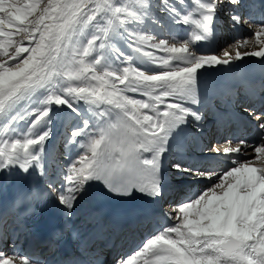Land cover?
<instances>
[{"label":"snow or ice","instance_id":"obj_1","mask_svg":"<svg viewBox=\"0 0 264 264\" xmlns=\"http://www.w3.org/2000/svg\"><path fill=\"white\" fill-rule=\"evenodd\" d=\"M153 7L151 0H0V178L46 175L53 119L67 109L80 121L66 139L77 155L60 188L47 185L65 216L94 183L115 197L164 196L161 159L170 142L189 124L202 131L201 70L264 59V20L243 14L251 7L245 0H158L167 23ZM221 14L233 26L247 25L251 36L230 46L234 55L199 54L195 45L215 37ZM148 20L167 27V37L143 30ZM118 38L130 51L117 47ZM240 116L256 122L261 143L212 146L234 165L219 173L174 163L175 172L211 183L175 205V216L165 215L176 222L117 264H264V107H243ZM249 147L251 159L236 158ZM51 194L27 198L40 202ZM0 264L39 262L0 251Z\"/></svg>","mask_w":264,"mask_h":264},{"label":"bare ground","instance_id":"obj_2","mask_svg":"<svg viewBox=\"0 0 264 264\" xmlns=\"http://www.w3.org/2000/svg\"><path fill=\"white\" fill-rule=\"evenodd\" d=\"M243 28H244L245 33L247 34V37L246 38L250 37L251 34H252L251 33V30L247 27V25H245ZM173 31L176 32V33H178L180 36H184L185 35V32H183L180 28H174ZM222 32H224L223 28H222ZM226 49L228 51H230L232 54H235L234 53V50L232 48H226ZM195 50L199 54H206V55L215 54L217 56L222 57V54H220L221 49L218 50V54L217 53H214V51H211V50H206L204 53H201L196 47H195ZM240 50L243 52V51H247L249 49H247V48H241ZM251 58H254V57L246 56L242 60H239V61H244V60L247 61V60H250ZM255 59H257V57H255L253 60H255ZM232 62H237V61L234 60ZM128 95L134 97L135 99H146V97H143V96H141L140 94H137V93H129ZM65 110L66 109L62 110L56 117H54L53 123H52L51 138L46 142V147H49L50 145H53V143H54V137L59 132V130H57V127L60 126L59 121L61 120V118H64L65 119L67 117L66 120H70V116L66 115V114H68V112L65 111ZM19 127L20 128L26 127L25 125H23V121L22 122H19ZM71 151L75 152L77 150H73V148L71 147ZM243 155H249L250 157L248 159H251L254 156V152H253V150L246 149V154H243ZM201 156H202V154H201ZM46 165L49 168V172L46 175H53L55 173V170L57 169V166L58 167L61 166V171H63L66 168V165L67 164L63 161V158L59 157V161H58L57 164H52V163H49L48 164L47 161H46ZM61 174H62V172H61ZM33 177L34 176L32 174L30 176H25L22 179L0 178V207L10 206V205H12L14 203V196L12 194V190H13V186L14 185H16V187L19 189V188H21L23 186V184L26 181L32 180ZM179 178H185V179H181L180 182H188L191 185V188L194 187V186H196L197 189L199 188V184H203L205 187H207L211 183V181H208L205 178L197 177V176L196 177L189 176L187 174H182L181 176H179ZM213 179H215V177H213ZM56 186H57V188H60L61 184L60 183H57ZM8 209H10V208H8ZM84 215L85 216L83 217V220H85L88 217L87 214H84ZM0 244H2V243H0Z\"/></svg>","mask_w":264,"mask_h":264},{"label":"rangeland","instance_id":"obj_3","mask_svg":"<svg viewBox=\"0 0 264 264\" xmlns=\"http://www.w3.org/2000/svg\"><path fill=\"white\" fill-rule=\"evenodd\" d=\"M155 25H157V24H153L152 23V21L151 20H148L143 26L145 27V28H149V29H151V28H153ZM138 31H139V29H137ZM27 43V41H25V44ZM117 47H119V48H122L125 52H128V47H127V43H126V41L124 40V39H120V38H118L117 39ZM130 50V49H129ZM158 55H164V53H158ZM81 200H79L78 202H77V205H76V210H80L79 208H80V205H81Z\"/></svg>","mask_w":264,"mask_h":264}]
</instances>
